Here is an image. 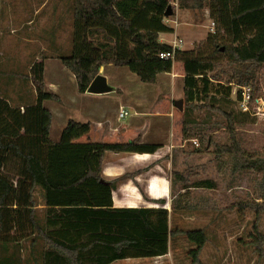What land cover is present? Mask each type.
<instances>
[{"label": "trees", "instance_id": "obj_1", "mask_svg": "<svg viewBox=\"0 0 264 264\" xmlns=\"http://www.w3.org/2000/svg\"><path fill=\"white\" fill-rule=\"evenodd\" d=\"M177 1L180 8L210 11L216 29L202 45L174 50L160 40L161 33L175 31L165 22L171 0H75L72 49L59 58L74 74L78 90L86 92L104 65L126 66L142 81L154 83L178 61L184 68V97L189 106L213 107L222 99L234 102L233 81L223 82L216 73L220 54L224 52L237 69L238 85L251 81L264 67V0ZM161 53L173 57L163 58ZM31 78L35 102L12 104L0 96V247L32 237V245L38 239L44 241L41 264H112L166 255L172 239L183 234L196 244L190 255L193 263L199 262L207 241L204 229L173 228L165 207H115L113 192L128 176L113 181L102 177L108 151L154 153L160 145L142 144L140 139L79 141L93 125L72 118L53 140L54 114L45 102L61 99L46 90L43 60L33 63ZM189 106L182 137H197L204 144V123L191 117ZM218 152L230 154L236 168L260 171L264 189V156L246 155L236 140ZM173 175L185 181L177 171ZM188 186L184 184V189ZM193 186L214 188L215 182L203 179ZM37 188L45 201L41 219ZM158 202L167 204L166 199ZM20 260L0 255V264Z\"/></svg>", "mask_w": 264, "mask_h": 264}, {"label": "rangeland", "instance_id": "obj_2", "mask_svg": "<svg viewBox=\"0 0 264 264\" xmlns=\"http://www.w3.org/2000/svg\"><path fill=\"white\" fill-rule=\"evenodd\" d=\"M171 5L174 12L166 16L165 22L175 31L163 34V42L171 44L177 36L184 41L182 49L202 45L212 33L210 11L207 8L203 11L180 8L177 0H171ZM74 6L75 0H0V96L9 98L12 104L35 102L31 67L34 62L42 60L45 62L47 91L52 92L50 86L57 83V76L65 77L68 83L59 84V87L62 85L57 90L62 96L58 95L60 99L64 101L75 91V85L78 86L76 78L73 76L74 80H68L67 74L71 71L64 70L65 66L59 58L72 49ZM220 57L216 73L223 82L233 81L231 98L234 102L222 99L208 108H199L202 105L199 103L190 106L187 103L184 97V68L178 61L174 62L170 73L160 74L154 83L142 81L126 66L110 64L106 67L110 83L125 86H118L116 95L113 93L106 103L111 118L117 120L118 97L125 89L134 96V102L145 94L147 100L139 106L140 109L145 108L152 113V107L156 106L160 112L173 114V126L171 117L166 118L164 125L160 124L158 117H154V113L152 117H147L150 121L147 132L150 135L164 133L161 137L150 138L151 142L170 143L173 138L171 132L174 134L171 166L167 171L171 181V225L182 230L204 229L207 235L199 262L193 263L190 255L196 244L179 234L172 239L168 254L162 257L130 258L118 260L115 264H264V189L261 173L255 168H236L230 154L218 152V149L236 140L246 155L264 156V112L257 113L258 102L255 101L250 104L252 111L244 114L240 102L235 100L238 97L235 90L239 89L235 76L237 69L224 52ZM253 77L244 85L251 86L253 99L264 100V67ZM179 99L183 100L182 110L175 105ZM45 105L53 114L54 106H65L54 100L46 101ZM188 106L192 111L191 117L204 123V144L197 137L185 140L182 137ZM56 115L51 128L52 139H57L61 127L67 124L62 125L60 113ZM66 115L74 117L69 111ZM133 116L134 109H131V115L125 121ZM199 148L203 150L199 152ZM175 171L185 181L177 179L173 175ZM203 179L213 180L215 187L193 186V183ZM184 184L189 188L185 190ZM35 197L41 219L45 213V201L40 188H37ZM31 242L32 237H29L19 244L1 246L0 255L8 254L21 259L17 264H41L44 241L38 239L34 245Z\"/></svg>", "mask_w": 264, "mask_h": 264}, {"label": "crops", "instance_id": "obj_3", "mask_svg": "<svg viewBox=\"0 0 264 264\" xmlns=\"http://www.w3.org/2000/svg\"><path fill=\"white\" fill-rule=\"evenodd\" d=\"M163 34L168 33L160 34L161 41H163ZM107 66L109 65L102 66L100 73L106 77L107 83L112 89L103 93H92L88 90L86 92H80L77 88L78 86L75 85V91L66 96L64 101L61 98L62 102L60 103L65 104V106L53 107L55 112L54 120L56 121V114L60 113L59 118L62 125L63 123L66 124L70 118L80 122H91L93 125L91 132L80 138L79 141L85 139L84 141L127 143L135 139H140L142 144H159L160 147L154 153L108 151L104 157L101 174L103 179L107 181H113L126 175L128 176L119 182L117 189L113 192L115 207H165L170 209L171 181L167 171L171 166L170 154L174 146V134L171 132V137L173 138L170 143L162 141L151 142L150 138L161 137L164 133L160 132L159 135H150L147 132L150 130V121L147 117H152V113H154V117L159 118L158 120L161 125L166 124L167 117H171V124L173 126V114L171 112H160L156 109V106L152 107V113L148 112L145 108L140 109L139 106L145 104L147 100L145 94H143L138 102H134V96L128 94L129 91L125 89L122 96L118 97L119 107L117 120L111 118L110 111L106 110V103L110 100L113 93L116 95L118 86H122L123 88L125 86L120 83H110L105 73ZM64 70H66V67ZM67 76H69V81L74 80V74L72 72L69 75L67 74ZM57 78L58 76L56 77L57 83L52 84L50 90L62 97L57 91L59 88H62V85L59 87V84L63 83L68 85V83H66L65 77L58 78L60 81ZM122 108H125L129 112L123 118L119 116ZM131 109H134V116L130 120L125 121L126 117L131 115ZM67 111H69V114H73L74 117L68 118L66 115ZM64 127L62 126L59 130L58 138ZM57 139L54 138L53 140ZM160 199H166L167 204L162 205L158 202ZM168 204L169 207H167ZM117 262L115 261L112 264Z\"/></svg>", "mask_w": 264, "mask_h": 264}, {"label": "built area", "instance_id": "obj_4", "mask_svg": "<svg viewBox=\"0 0 264 264\" xmlns=\"http://www.w3.org/2000/svg\"><path fill=\"white\" fill-rule=\"evenodd\" d=\"M167 23V22H166ZM212 33L215 32V23L212 22ZM183 40L182 39H179L177 36H175V39L173 40V42L171 43V45L173 46L174 50L176 49H182V45H183ZM161 57L163 58H169V57H173V55L171 53H161ZM235 92L238 93V97L236 98V100H238L240 102V105L242 106V109L243 111L245 112H251V105L253 102H252V99L254 98L252 96V93H251V86L250 85H239V89L238 91L235 90ZM256 102H258V106H257V109H259V112L257 113H260L261 112H264V100L261 99H255ZM256 113V112H255ZM129 114V112L125 109V108H122L120 113H119V116L121 118L127 116Z\"/></svg>", "mask_w": 264, "mask_h": 264}, {"label": "water", "instance_id": "obj_5", "mask_svg": "<svg viewBox=\"0 0 264 264\" xmlns=\"http://www.w3.org/2000/svg\"><path fill=\"white\" fill-rule=\"evenodd\" d=\"M172 5L168 6V10L166 12V16L172 15ZM112 88L108 85L106 77L102 74H98L94 80L91 82L88 91L92 93H103L106 91L111 90ZM176 107H178L180 110L183 109V100L179 99L175 102Z\"/></svg>", "mask_w": 264, "mask_h": 264}]
</instances>
